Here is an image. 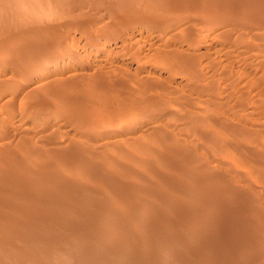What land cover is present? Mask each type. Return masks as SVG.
Segmentation results:
<instances>
[{
    "label": "rangeland",
    "instance_id": "rangeland-1",
    "mask_svg": "<svg viewBox=\"0 0 264 264\" xmlns=\"http://www.w3.org/2000/svg\"><path fill=\"white\" fill-rule=\"evenodd\" d=\"M0 44V264H264V0H5Z\"/></svg>",
    "mask_w": 264,
    "mask_h": 264
},
{
    "label": "bare ground",
    "instance_id": "bare-ground-1",
    "mask_svg": "<svg viewBox=\"0 0 264 264\" xmlns=\"http://www.w3.org/2000/svg\"><path fill=\"white\" fill-rule=\"evenodd\" d=\"M117 1H118V0H117ZM204 1H205V0H204ZM170 3H171V2H170ZM177 4H178V3H177ZM190 6H191V5H190ZM18 8H19V7H18ZM193 8H194V7H193ZM168 13H169V12H168ZM132 14H133V13H132ZM141 15H142V14H141ZM145 16H146V15H145ZM205 16H206V15H205ZM128 18H129V17H128ZM141 18H142V17H141ZM8 27H9V26H8ZM4 35H5V34H4ZM32 36H33V35H32ZM14 38H15V37H14ZM8 40H9V39H8ZM1 41H3V40L1 39ZM6 41H7V40H6ZM9 41H10V40H9ZM4 42H5V41H4ZM11 42H12V40H11ZM4 44H5V45H4ZM9 44H10V43H9ZM0 45H1V44H0ZM11 45H12V44H11ZM7 46L9 47L10 45H8V43H7ZM7 46H6V43H3V44H2V48H1V49H2V52H4V51L7 50V48H6ZM9 48H10V47H9ZM9 48H8V49H9ZM37 51H38V50H37ZM168 60H169V59H168ZM168 66H169V65H168ZM200 66H201V65H200ZM215 73H216V72H215ZM186 74H187V73H186ZM80 79H81V78H80ZM80 85H81V84H80ZM84 85H85V84H84ZM48 86H49V85H48ZM50 87H51V86H50ZM123 88H124V87H123ZM98 89H99V88H98ZM93 90H94V89H93ZM95 90H96V89H95ZM81 91H82V89H81ZM72 92H73V91H72ZM85 92H86V91H85ZM91 92H92V91H91ZM98 92H99V91H98ZM53 93H55V92H53ZM66 93H67V92H66ZM94 93H95V92H94ZM104 93H105V92H104ZM51 94H52V93H51ZM56 94L59 96L60 93H56ZM99 94H101V93H99ZM52 95H55V94H52ZM57 95H56V96H57ZM46 96H47V95H46ZM58 96H57V98H58ZM53 97H55V96H53ZM53 97H52V98H53ZM55 98H56V97H55ZM85 98H86V97H85ZM37 99H38V98H37ZM98 99H99V98H98ZM47 100H48V98H47ZM52 100H53V99H52ZM52 100H50V101H52ZM55 100H56V99H55ZM55 100H53V101H55ZM61 100H62V99H61ZM63 100H64V99H63ZM67 100H68V99H67ZM53 101H52V103L55 104L56 102H53ZM59 101H60V99H59ZM94 101H95V100H94ZM62 102H63V101H62ZM69 103H70V102H69ZM99 103H100V102H99ZM49 104H50V103H47L46 106H49L50 109L53 110L55 107H54V106H51V105H53V104H50V105H49ZM39 105H40V104H39ZM56 105H57V104H56ZM58 105H59V103H58ZM179 106H180V105H179ZM58 107H59V106H57V108H58ZM60 107H61V106H60ZM46 108H47V107H46ZM76 108H77V107H76ZM87 108H88V107H87ZM203 108H204V107H203ZM48 109H49V108H48ZM63 109H64V108H63ZM54 110H56V108H55ZM57 110H58V109H57ZM57 110H56V111H57ZM89 113H90V112H89ZM73 114H74V113H73ZM97 114H98V113H97ZM84 116H85V115H84ZM90 118H91V117H90ZM93 121H94V120H93ZM97 121H98V120H97ZM104 122H105V121H104ZM78 126H79V125H78ZM82 126H83V125H82ZM192 126H193V125H192ZM95 131H96V130H95ZM197 131H198V130H197ZM146 137H147V136H146ZM150 137H151V136H150ZM211 137H212V136H211ZM201 138H202V137H201ZM160 139H161V138H160ZM165 139H166V138H165ZM203 140H204V139H203ZM247 142H248V141H247ZM153 143H154V142H153ZM161 143H162V142H161ZM178 147H179V146H178ZM165 149H166V148H165ZM247 150H248V149H247ZM247 150H246V151H247ZM165 151H166V150H165ZM182 151H183V150H182ZM154 153H155V152H154ZM91 154L93 155V152H92ZM140 154H141V153H140ZM188 154H189V153H188ZM104 155H105V154H104ZM120 155H122V154H120ZM155 155H156V154H155ZM11 156H12V155H11ZM13 156H14V155H13ZM73 156H74V155H73ZM77 156H78V155H77ZM79 156H80V155H79ZM130 156H131V155H130ZM167 156H168V155H167ZM184 156H185V155H184ZM46 157H47V156H46ZM68 157H69V156H68ZM70 157H71V156H70ZM82 157H83V158H82ZM82 157H75V158L73 157V158H74L73 161H72V159H71V161H72L73 163L76 162V165H77V163H78V164H81V162H82V165L84 164V166H85L86 168H87V167L89 168V169L87 168V171H88L87 173H88V174L90 173V174H89L90 176H88V179L86 178L87 174L84 175L85 177L82 176L83 181L80 182V183H85V184H87V185L90 184V186L92 185V187H97V186H98V185H97V186H93L94 183H99V184H101V185L104 184L103 187H104V186H105L104 188H107V187H108L107 189H108L111 193H113V191H115V193H116V192L118 193L119 190H120L119 192L122 193V191H123V190H121L122 188H123L124 190H127V189H129L130 187L133 186V185L131 186V185L128 184V187H129V188H127V186H126V189H125V187H123V186H120L121 188H120L119 186L115 187V185H114V181H113V183H112V184H113V186H112V185H111V180L108 179L109 177H108V178H105V177H107L108 175H105V173H104L105 171H103V168L105 167L104 164L108 165L107 163L110 162V161H112L113 159H112V160H111V159H107V161L110 160V161H108V162H107V161L105 162V160L103 161V159H102V161L100 160V161H98V162L96 161L95 163H92V162L87 161V159H86L84 156H82ZM156 157H157V156H156ZM54 158H55V157H54ZM76 158H77V159H76ZM69 159H70V158H69ZM96 159H97V158H96ZM158 159H159V157H158ZM160 159H161V158H160ZM160 159L158 160V162H160V163H161L162 165H164V166H168V164L172 162L171 160H170V161H171V162H170L169 160H164L163 158H162L161 160H160ZM5 160H6V159H5ZM61 160H62V159H61ZM94 160H95V159H94ZM97 160H98V159H97ZM134 160H135V159H134ZM179 160H180V159H179ZM69 161H70V160H69ZM71 161H70V163H71ZM74 161H75V162H74ZM113 161H114V160H113ZM156 161H157V160H156ZM79 162H80V163H79ZM134 162H135V161H134ZM148 162H149V161H148ZM116 163H118V162H116ZM116 163L114 162V163H111V164H113V165L116 167L117 165H119V164H116ZM135 163H136V162H135ZM172 163H173V162H172ZM62 164H63V163H62ZM144 164H145V163H144ZM150 164H151V163H150ZM138 165H139V164H138ZM141 165H142V163H141ZM145 165H146V164H145ZM147 165H148V163H147ZM170 165H171V164H170ZM174 165H175V164H174ZM48 166H49V165H48ZM79 166H80V165H79ZM84 166H82V167H84ZM139 166H140V165H139ZM143 166H144V165H143ZM150 166H153V165H150ZM62 167H63V166H62ZM80 167H81V166H80ZM85 167H84V169H86ZM117 167H119V166H117ZM148 167H149V166H148ZM157 167H158V166H157ZM172 167H173V164H172ZM181 167H182V166H181ZM51 168H52V167H51ZM91 168H92V169H91ZM173 168H174V167H173ZM6 169H7V168H6ZM81 169H82V168H81ZM81 169H80V170H81ZM105 169H106V168H105ZM153 169H154V168H153ZM208 169H209V168H208ZM55 170H56V169H53V172H55ZM89 170H90V172H89ZM173 170H174V169H173ZM183 170H184V169H183ZM102 171H103V172H102ZM152 171H153V170H152ZM214 171H215V170H214ZM258 171H259V170H258ZM37 172H38V171H37ZM51 172H52V171H51ZM57 172H58V171L56 170V172H55L56 174L53 173V175H57V174H58ZM102 173H104V175H105L104 178H103L102 175H101ZM124 173H125V171H124ZM132 173H133V172H132ZM132 173H131L130 171L127 170V173H126V174L130 177V176L132 175ZM155 173H156V172H155ZM186 173H187V172H186ZM106 174H107V173H106ZM126 174H125V175H126ZM153 174H154V172H153ZM184 174H185V173H184ZM58 175H59V174H58ZM61 175H62V174H61ZM61 175H60V176H61ZM111 175H112V174H111ZM127 175H126V177H127ZM151 175H152V173H151ZM77 176H78V174H77ZM109 176H110V175H109ZM132 176H133V175H132ZM156 176H158V175H156ZM114 177H115V176H114ZM153 177L155 178V176H153ZM159 177L161 178V176H158L157 178H159ZM0 178H1V177H0ZM54 178H57V177L54 176ZM59 178H61V177H59ZM68 178H69V177H68ZM73 178H74V177H73ZM73 178H72V179H73ZM78 178H79V176H78ZM85 178H86V179H85ZM110 178H111V176H110ZM115 178H116V177H115ZM117 178H118V177H117ZM121 178H122V177H121ZM148 178H150V177H148ZM154 178H153V179H154ZM216 178H217V177H216ZM127 179H128V178H127ZM141 179H142V178H141ZM141 179H140V180H141ZM145 179H146V178H145ZM166 179H167V178H166ZM166 179H165V180H166ZM65 180H66V179H65ZM79 180H81V179H79ZM114 180H115V179H114ZM140 180H139V181H140ZM161 180H162V178H161ZM212 180H213V179H212ZM73 181H74V180H73ZM73 181H72V182H73ZM75 181H77V179H76ZM117 181H118V180H117ZM124 181H125V180H124ZM136 181H137V180H136ZM144 181H145V180H144ZM147 182H150V180L147 181ZM77 183H79V182L77 181ZM119 184H120V183H119ZM143 184H145V183H143ZM117 185H118V183H117ZM120 185H122V184H120ZM138 185H139V184H138ZM106 186H107V187H106ZM142 186H143V185H142ZM98 187H99V186H98ZM114 187H115V188H114ZM139 187H140V186H139ZM143 187H144V186H143ZM26 188H27V187H26ZM101 188H102V187H101ZM116 188L118 189V191H117ZM119 188H120V189H119ZM136 188H137V187H136ZM140 188H142V187H140ZM107 189H106V190H107ZM115 189H116V190H115ZM130 189H131V188H130ZM130 189H129V190H130ZM143 189H144V188H143ZM106 190H105V191H106ZM133 190H135V189H133ZM24 191H25V190H24ZM127 191H128V190H127ZM141 191H142V190H141ZM227 191H228V190H227ZM230 191H231V190H230ZM132 192H133V191H132ZM100 193H101V192H100ZM117 193H116V194H117ZM107 194H108V193H107ZM125 194H126V192H125ZM233 194H234V193H233ZM111 195H112V194H111ZM120 195H121V194H120ZM136 195H137V194H136ZM172 195H173V194H172ZM112 196H114V195H112ZM123 196H124V194H123ZM128 196H129V194H127V197H128ZM131 196H132V194H131ZM129 197H130V196H129ZM135 198H137V197H135ZM159 198H160V197H159ZM124 199H125V197L122 199V201H123ZM132 199H133V197H132ZM150 199H151V198H150ZM126 200H128V198H127ZM151 200H152V199H151ZM124 201H125V200H124ZM124 201H123V202H124ZM129 201H130V198H129ZM234 201H235V200H234ZM133 202H135V201H133ZM172 203H173V202H172ZM22 205H23V204H22ZM215 205H216V204H215ZM187 206H188V205H187ZM15 208H16V207H15ZM193 209H194V208H193ZM216 209H217V208H216ZM181 210H182V209H181ZM18 212H19V211H18ZM13 214H14V213H13ZM22 214H23V213H22ZM220 217H222V216H220ZM121 221H122V220H121ZM159 221H160V220H159ZM168 221H169V220H168ZM227 221H228V220H227ZM241 223H242V222H241ZM255 227H256V226H255ZM212 228H213V227H212ZM221 229H223V228H221ZM214 231H215V230H214ZM165 232H166V231H165ZM14 233H15V232H14ZM5 234H6V233H5ZM166 234H167V233H166ZM113 235H114V234H113ZM175 235H176V234H175ZM193 235H194V234H193ZM261 235H262V234H261ZM204 236H205V235H204ZM195 238H196V237H195ZM227 238H228V237H227ZM166 239H167V238H166ZM249 240H250V239H249ZM166 241H167V240H166ZM168 243H169V242H168ZM170 245H171V244H170ZM170 245H169V246H170ZM221 245H222V244H221ZM251 245H252V244H251ZM245 246H246V245H245ZM174 247H175V246H174ZM242 248H243V247H242ZM246 248H247V247H246ZM240 249H241V248H240ZM247 249H249V248H247ZM238 250H239V249H238ZM244 250H245V248H244ZM244 250L241 249V251H244ZM251 250H252V249H251ZM125 252H126V251H125ZM256 252H257V251H256ZM127 253H128V252H127ZM147 253H148V252H147ZM164 253H165V252H164ZM125 255H126V254H125ZM161 256H162V255H161ZM225 258H226V257H225ZM168 259H169V258H168ZM12 263H13V262H12Z\"/></svg>",
    "mask_w": 264,
    "mask_h": 264
},
{
    "label": "clouds",
    "instance_id": "clouds-1",
    "mask_svg": "<svg viewBox=\"0 0 264 264\" xmlns=\"http://www.w3.org/2000/svg\"><path fill=\"white\" fill-rule=\"evenodd\" d=\"M5 0H0V5H3Z\"/></svg>",
    "mask_w": 264,
    "mask_h": 264
}]
</instances>
